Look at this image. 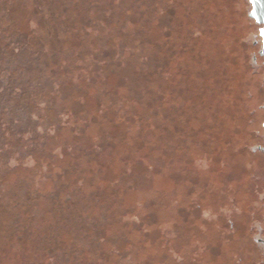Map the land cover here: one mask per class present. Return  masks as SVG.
<instances>
[{
	"label": "rangeland",
	"instance_id": "obj_1",
	"mask_svg": "<svg viewBox=\"0 0 264 264\" xmlns=\"http://www.w3.org/2000/svg\"><path fill=\"white\" fill-rule=\"evenodd\" d=\"M51 1L57 36L35 13L43 0H0L2 244L23 250L14 228L49 221L77 238L67 264L102 248L124 252L118 264L255 258L264 74L248 0ZM105 58L123 65L106 73ZM73 180L79 191L58 186ZM92 224L95 247L80 240Z\"/></svg>",
	"mask_w": 264,
	"mask_h": 264
},
{
	"label": "trees",
	"instance_id": "obj_2",
	"mask_svg": "<svg viewBox=\"0 0 264 264\" xmlns=\"http://www.w3.org/2000/svg\"><path fill=\"white\" fill-rule=\"evenodd\" d=\"M99 1L100 0H98V2ZM51 2H52L51 0H43V2H42L43 5H42V3H40L41 5L38 6L39 10L36 9L35 13L40 16L39 18H40L41 24H43V22L44 23L47 22V26H46V27H48L47 28L48 31L46 33L47 36H57L58 35V32H57L58 27L55 26V24H57L58 16L55 14V9H54L55 5H54V3H51ZM101 2L98 3L97 7L98 6L102 7ZM45 10L48 11V18L44 14ZM81 16H82V13H81ZM98 24H99V22H96L93 24V26H96ZM68 27L70 29H72L74 27V25H73V23H71V21H68ZM105 52H106V54L108 53L107 51H105ZM125 53H126L125 55H128V56L133 54L132 52H129V53L125 52ZM125 55H123V56H125ZM99 57H101V56L99 55ZM121 59L123 60V57ZM99 60L97 61V63L99 64V68L103 69L106 73L110 72V71L113 72L112 67L114 65H116V63L118 65H123L122 64L123 62H119L120 60H118V61L116 60V62L113 59L106 60V58L104 60H101V62H99ZM141 61L142 62L139 63V65H138L140 67H138V69H135V71L133 72V77L139 75V77H142V79L143 78L146 79V77L148 75V73L146 74V58L141 60ZM63 172H64L63 174H67V171L66 172L63 171ZM58 186H59V188H63L64 186H66L65 188L71 187L73 192H74V190L79 191L81 188V186L78 184V182H76L74 180L72 182L60 181V182H58ZM33 196H36V195H33ZM27 197H28V195H27ZM30 198H31V196H30ZM70 199H71L70 197L66 198L64 200V202L67 203ZM36 202L37 203H35V205L38 204L37 199H36ZM13 204L15 205V203H13ZM22 208L27 209L26 210L27 213L25 214V216L27 218H29L28 220H31L32 219L31 216H34V214L32 212L35 211L36 209H34L33 206H31L30 204H25L24 206H22ZM65 208H69V209L73 208L74 212H76V208L74 206L70 207V206L66 205ZM19 209H21V207L16 209L18 213L16 212L14 214L17 216V218H19V216L21 215ZM1 214L2 213H0V218L2 216ZM59 218L61 220L65 221L66 220V213H65V215L62 214V216H60V214H59ZM44 219H45V221L47 220V218L43 217V220ZM48 222L45 223V225H44L45 227L42 228L41 231H39V230L35 231V229L34 230L31 229V231H30L27 229V227L24 228L25 230H23V229L19 230V228H18V230H16V228H14V230L11 232L12 235L9 237V239L16 240V241H18V243L21 244V247H23L24 249L23 250L19 249V251H17L16 249L8 248L2 244L3 243L2 238L4 237V232H2V231H6V232H10V231H7L5 229V227L2 226L3 224L0 223V264H5L6 261H10V260L12 261V264H67L66 263L67 260H69L71 258L70 255L73 253L72 249L69 247L72 246L71 245L72 243L75 244L77 238L74 236L73 233H70L69 231L66 230V229H69V226H67L65 224V222L63 223V225H60L61 228L59 229L58 233H56L58 235L55 234V236H54L53 233L49 232V229H48L49 223ZM17 225L19 226V223H17ZM38 232H41V234L43 236H36V237L32 236L34 233H38ZM80 234H81V237H80L81 241L82 240H84L86 242L91 241V243L88 244V246H90V247L91 246L93 247L92 243H94V247L97 246L98 243L96 241L100 242L101 238L103 237V236H101V231L97 229V226L95 224L88 225V226L84 225L83 226V232ZM65 248H66V250H65ZM67 248H68V250H67ZM81 248L83 249V246ZM28 250H29V252H28ZM112 250L108 251L105 248L100 249V251L98 253V257L91 258L90 262H88V263L85 262L86 256L82 253L83 258L80 259V264H118L117 262H119V261L114 262L113 258L119 259V260L124 258L125 257V256L123 257L124 252H122L120 257L117 258L114 254H112L113 253ZM38 255H40L43 259L39 260L38 258L35 257ZM76 255L78 257L79 253L76 252L73 255L74 259H70V260H73V262L76 261L77 260Z\"/></svg>",
	"mask_w": 264,
	"mask_h": 264
},
{
	"label": "flooded vegetation",
	"instance_id": "obj_3",
	"mask_svg": "<svg viewBox=\"0 0 264 264\" xmlns=\"http://www.w3.org/2000/svg\"><path fill=\"white\" fill-rule=\"evenodd\" d=\"M261 25H259V28ZM261 40V37H260ZM262 46V40H261ZM264 53L263 46L261 47V53ZM264 127V122H263ZM257 150L261 153V158H264V146L258 145ZM251 212L253 215V220H256L254 230L250 233V238H252V248L255 250V258L249 257V261L245 264H264V192L257 193L255 200L250 204ZM253 236V237H252Z\"/></svg>",
	"mask_w": 264,
	"mask_h": 264
},
{
	"label": "water",
	"instance_id": "obj_4",
	"mask_svg": "<svg viewBox=\"0 0 264 264\" xmlns=\"http://www.w3.org/2000/svg\"><path fill=\"white\" fill-rule=\"evenodd\" d=\"M250 4V9L248 12V17L254 21L255 33L257 38L260 62L264 74V53H261V47L264 48V0H248ZM259 25L261 27L258 30ZM262 46H261V40Z\"/></svg>",
	"mask_w": 264,
	"mask_h": 264
}]
</instances>
